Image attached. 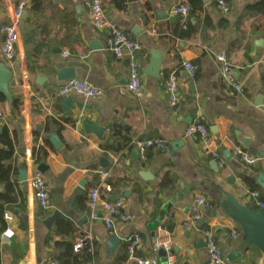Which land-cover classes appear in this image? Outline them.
<instances>
[{
  "label": "crops",
  "instance_id": "obj_1",
  "mask_svg": "<svg viewBox=\"0 0 264 264\" xmlns=\"http://www.w3.org/2000/svg\"><path fill=\"white\" fill-rule=\"evenodd\" d=\"M18 1L0 0V26L11 22ZM23 1L26 9L17 24L16 56L5 60L0 54V62L11 72L10 96L0 102V132L7 129L14 140L17 169L13 200L4 205L0 218V264L60 262L65 245L61 243L67 242L74 252L85 245L92 254L89 258L83 250L68 264H135L127 253L128 240L134 236L141 239L136 256H154L158 264H165L166 252L153 247L164 232L171 237L176 264H211L204 242L207 230L222 252V264H263L259 249L242 250L240 225L218 203L228 194L256 210L250 193L262 190L256 178L264 171V158L258 153L264 150V10L250 9L260 0H226L225 13L214 0H188L185 21L172 13L180 0H125V9L101 0L108 18L142 45L136 53L141 98L127 91L128 60L109 50L108 33L92 26L85 0H43L49 9L66 10L73 20L67 30L57 15L49 21L56 26L48 33L37 28L31 1ZM51 15L45 10V18ZM219 54L226 56L242 93L221 77ZM157 57L160 67L155 78L145 70L154 71L151 61ZM184 61L197 65L194 78L183 69ZM68 68L74 78L100 89L101 95L60 96L57 71ZM171 72L178 82L173 104L161 86ZM67 97L68 108L63 104ZM201 118L210 134L207 143L186 134L187 127ZM87 124L102 126L103 137L87 132ZM51 132L62 142L58 149L48 140ZM144 139H161L166 147L140 153L134 143ZM44 141L50 144L45 147L47 155L37 164L32 151ZM236 148L258 160L252 165L242 162L233 154ZM102 157L105 167L99 164ZM40 164L46 166L42 174L50 184L48 210L39 206L29 186ZM21 168L26 170L24 181L18 180ZM101 170L108 172L99 190L101 199L122 200L130 216L127 222L115 220L110 234L100 219L91 220L87 207L88 193L99 184ZM144 172L149 174L146 180L140 176ZM4 189L0 182V193ZM197 196L209 205L200 208L198 223L186 229L183 223ZM55 212L58 218L46 227L44 221ZM62 220L72 231L61 230ZM6 230L12 232L8 239L3 238ZM112 236L119 242L109 255L106 243ZM80 242L82 247L75 250ZM231 252L236 255L228 261Z\"/></svg>",
  "mask_w": 264,
  "mask_h": 264
},
{
  "label": "built area",
  "instance_id": "obj_2",
  "mask_svg": "<svg viewBox=\"0 0 264 264\" xmlns=\"http://www.w3.org/2000/svg\"><path fill=\"white\" fill-rule=\"evenodd\" d=\"M216 6L222 12H228L229 4L226 0H214ZM85 6L88 10L90 22L92 26L99 30H105L108 33V47L116 58L126 57L128 60V83L127 91L137 98L143 97L141 70L136 58V53L142 49V45L138 40L130 37L119 25L113 20H110L102 6L101 0H85ZM26 9V2L20 0L17 2L12 20L9 23L0 26L2 41L0 44V54L5 60H12L16 56V45L18 43L17 24ZM190 12V4L188 0H180L179 5L173 8L172 13L178 15L182 20H186ZM68 52L64 51L63 56H67ZM217 59L221 62L220 75L224 81L232 87L236 92L242 93V86L235 81L233 77V69L231 68L226 56L219 54ZM264 65V56L261 59ZM182 67L190 78H194L197 72V65L191 61H184ZM164 92L167 94L168 101L173 104L177 99L178 82L176 75L171 72L161 83ZM60 96L70 94H78L86 98L99 97L102 91L87 80L83 79H68L61 82L57 90ZM264 111V103L262 105ZM186 134L197 136L203 143H207L210 139L208 128L204 125L203 119L190 125L186 129ZM140 153H144L148 149L164 150L166 145L161 139H144L134 143ZM233 154L242 162L252 165L256 163L258 158L250 155L245 151L236 148ZM108 172L105 170L99 171V184L91 188L87 196V207L90 211L91 220L100 219L106 230L110 234L112 232L115 220L127 222L130 219L129 214L124 210L123 201L118 199L114 201L103 200L100 197V187H102L107 178ZM29 186L33 192L39 206L48 210L51 206L50 200V184L42 173L36 171L29 180ZM250 196L256 201V210L264 207V196H261L259 191H252ZM209 203L202 196H197L190 206V211L187 220L183 223L184 228L189 229L196 225L200 220V208L207 207ZM101 208V213L98 208ZM10 219L9 215H5ZM12 236L11 230H6L3 233V238L8 239ZM139 236H134L128 240L127 253L129 259L135 264H158V260L154 256L140 257L135 255V248L140 243ZM204 242L207 254L211 264H222L223 255L217 244L215 243L212 233L207 230L204 232ZM172 240L167 232L158 235L154 242V250L163 249L166 252V264H176L173 254H171ZM82 247L81 242L75 245V250ZM52 264H61L60 262H52Z\"/></svg>",
  "mask_w": 264,
  "mask_h": 264
},
{
  "label": "water",
  "instance_id": "obj_3",
  "mask_svg": "<svg viewBox=\"0 0 264 264\" xmlns=\"http://www.w3.org/2000/svg\"><path fill=\"white\" fill-rule=\"evenodd\" d=\"M208 1L209 0H203L204 3H207ZM159 67H160V62L157 57L156 59H153L151 61L150 68L153 69L154 71L147 72L145 70V73L150 74L155 78H158ZM10 77H11L10 70L2 62H0V94L4 95L6 98H9L10 96L8 92V84ZM72 78H74V72L72 68L61 69L57 71L58 81H64ZM70 103H71L70 97H67L63 101V104L66 108H68ZM86 130L87 132L94 134L98 138L103 137L104 129L102 126H99L97 124H87ZM48 140L51 143V145L56 149L62 146V142L55 132H51L48 135ZM258 153L261 158H264V150L263 151L258 150ZM99 164L101 167H105L107 165L106 158L104 157L100 158ZM45 170H46V166L44 164H40L39 166H37V171H39L40 173H44ZM140 176L146 180V178L149 177V174L147 172H144L141 173ZM18 180L19 181L26 180V170L24 168H21L19 170ZM256 183L262 189V191H264V171H262L257 176ZM113 200H116V197H113ZM218 203L221 205L224 214L240 225L244 233V237L240 243V247L242 248V250L247 251L250 246L256 247L262 252L264 256V207L257 210L250 209L247 206L238 204L236 200L228 194H224L221 197V199L218 200ZM58 216H59L58 212H55L51 216L46 218V220L44 221L46 227H50L51 224L58 218ZM152 228L153 230H155L156 223H154V226ZM118 242H119V238L116 236H112L107 240L106 244L108 246L109 255L112 254ZM235 255L236 253L231 252L230 255L226 257V259L228 261H233V257ZM263 264H264V258H263Z\"/></svg>",
  "mask_w": 264,
  "mask_h": 264
},
{
  "label": "trees",
  "instance_id": "obj_4",
  "mask_svg": "<svg viewBox=\"0 0 264 264\" xmlns=\"http://www.w3.org/2000/svg\"><path fill=\"white\" fill-rule=\"evenodd\" d=\"M31 1V8L30 10L34 12L36 16V21L38 22L37 28L44 33H48L49 31H52L54 29V26L49 24V21L53 18H55L57 15H59V18L64 19L65 21V27L66 29H70L73 24V20L69 17L66 10L63 9H49V6H45L43 0H30ZM114 5L118 9H125V0H111ZM195 4L192 3V10L194 9ZM250 9L256 10V11H263L264 10V0H260L256 4L250 6ZM45 10H48L52 15L45 18L44 12ZM38 16V17H37ZM187 33H184L183 36H186ZM5 99L4 95L0 94V102ZM0 144L3 146L0 148V182L4 184L5 189L3 193H0V218H2V214L4 212V205L12 202L13 198L11 193L13 192V175L16 173V165L14 163V152H15V146H14V140L12 137H10L8 130L3 128L0 132ZM48 141H44L43 145L34 146L32 151V156L34 158L35 163L39 164L42 161H44V158L47 155L46 148L49 146ZM261 196H264V191L258 190ZM61 228V230H71V226L67 221H60L58 224ZM67 233V232H66ZM65 244V245H64ZM63 246V253L62 258L60 260L61 264H68L69 259H73V261H76L77 257L80 255V253L85 250L89 251L88 246H83L82 250L78 252H74L72 248V244L67 243H61ZM88 257L91 258V253H87Z\"/></svg>",
  "mask_w": 264,
  "mask_h": 264
}]
</instances>
